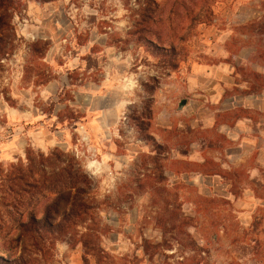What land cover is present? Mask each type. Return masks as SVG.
I'll return each instance as SVG.
<instances>
[{"label":"rangeland","instance_id":"374dc122","mask_svg":"<svg viewBox=\"0 0 264 264\" xmlns=\"http://www.w3.org/2000/svg\"><path fill=\"white\" fill-rule=\"evenodd\" d=\"M207 1L209 13L185 25L189 36L180 53L183 62L173 76L183 77L194 63L223 62L234 66V74L240 81L251 82L257 88L263 86L264 78L252 70L251 64L264 65V0ZM30 5L16 11L12 18L16 50L1 64L0 184L9 166L18 160L24 161L29 150L47 153L59 149L91 162L93 168L98 166L99 155L90 148L85 129L78 128V133L69 126L72 114L61 111L58 118L52 117L61 104H69L72 100L68 92L57 98V70L67 62L62 49L66 47L70 51L66 52L68 59L78 64V55L73 60L76 45L91 42L99 46L106 37L100 39L94 32L111 34V28L124 27L119 24L120 18L126 17L130 27L138 19V6L132 0L128 5L126 0H60L48 9L35 3ZM205 37L212 38L210 45L203 42ZM37 42H47L51 55L55 53L56 56L47 55V63L33 70L29 68V81H25L24 66L29 49ZM54 47L60 48L58 53L53 51ZM93 51L92 56L86 49L82 51L87 52L81 53L83 67L69 73V77L74 83L85 77L90 88L96 86L99 96L121 84L120 81H106L111 77L108 74H115L117 68L110 66L112 61L104 65L102 56L97 60L98 50ZM124 65L126 78L121 88L127 93V99L123 100L121 114L118 112L123 125H119L122 140L118 139L116 151L118 155L131 156L133 161L114 174L107 172L92 179L91 198L99 208L94 211V217L100 229L101 246L116 258V264H178L191 259L194 252L180 244L187 240L184 233L170 231L164 236L156 223L160 212L180 206L182 216L193 220L183 230L202 248V254L197 257L199 261L203 259L201 264H264V155L256 152L251 160L229 161L225 157L230 147L227 136L216 130L206 132L200 127L199 110L204 105L203 100L183 98V93L178 95L169 87L173 108L181 113L174 117L176 126L168 130L156 129L152 119L158 110L168 105V100L154 98L157 84L149 82L148 77L159 74L161 83L169 85L170 81L165 78L159 62L137 46H133ZM115 78L120 80L121 77ZM49 79L52 85L38 86ZM117 96L120 99V93ZM183 100L186 104L180 108ZM78 101L83 103L84 96ZM114 103L115 100L109 102L107 99L96 101L97 106L112 107ZM186 107L196 109L193 126L190 125L191 117L183 113ZM237 114L235 111L222 116L219 121L231 123ZM250 116L256 123L259 137L263 133L260 125L264 116L258 113ZM151 130L161 137L163 145H156ZM125 143L134 144L129 152L124 148ZM201 156L207 163L201 162ZM212 174H216V178ZM200 175L203 179L195 181ZM1 197L4 194L0 193ZM5 198L0 201L4 223L0 229V259L8 264L21 258L33 259L34 264H83L78 241L86 232L84 227L71 230L73 232L65 237L44 234L39 253L32 243L19 236L18 225L26 220L27 209L19 208L9 214V201ZM49 203V197L38 202L35 198L29 205L39 213ZM87 225H92L91 221ZM143 240L151 244L166 240L165 246L170 248L159 250L149 260L142 248ZM151 251L147 253L149 256ZM89 261L94 264L92 258Z\"/></svg>","mask_w":264,"mask_h":264},{"label":"trees","instance_id":"16d2710c","mask_svg":"<svg viewBox=\"0 0 264 264\" xmlns=\"http://www.w3.org/2000/svg\"><path fill=\"white\" fill-rule=\"evenodd\" d=\"M58 0H0V70L2 63L13 56L15 34L12 28V18L16 11L26 9L28 3L47 4ZM138 6V17L128 32V43H133L143 48L147 53L157 59L163 70L176 72L183 60L180 53L188 40L187 23L197 22L204 13H209L207 0H164L158 3L154 0H132ZM130 0H126V5ZM49 45L47 42H37L30 46L26 65L24 66V80L29 81V68L35 69L43 65ZM30 58V60H29ZM149 82H156V78H149ZM45 80L38 86H45ZM263 87V86H261ZM260 87H252L250 93H257ZM233 119L248 117V112L238 110ZM229 115V114H228ZM227 115V116H228ZM144 123V122H142ZM141 123V124H142ZM146 130V128H144ZM152 137V136H151ZM153 139V137H152ZM154 140V139H153ZM155 141V140H154ZM156 143V142H155ZM156 145H158L156 143ZM159 146V145H158ZM207 163V161L205 162ZM216 175V174H212ZM1 179L0 193L9 201L7 212L19 208L27 209L26 220L18 225L19 236L27 243H32L36 251L41 252L40 247L45 240L44 234L65 237L73 229L84 227L85 233L79 237V245L82 250L83 264H90L92 258L94 264H116L114 258L100 243V229L94 217V211H98L91 198L92 179L82 170L75 156L66 154L59 149L47 153L29 150L24 161L11 164ZM4 197L0 198L4 200ZM42 212L30 208L29 203L35 198L48 199ZM5 198V199H6ZM1 206V205H0ZM22 215V213H21ZM61 219L63 222H58ZM91 221L92 225H87ZM95 221V222H94ZM193 220L183 217L181 207L175 206L172 210H164L156 220L165 236L170 231L184 233L187 240L180 242L186 249L194 252L191 259L184 262L188 264H201L197 260L203 250L190 234L184 232V228L190 226ZM4 225L0 216V229ZM56 230V231H54ZM183 231V232H182ZM73 232V231H71ZM185 243V244H184ZM166 240L151 244L143 240L142 248L145 256L152 260L159 250L170 248L165 246ZM151 251L149 256L147 253ZM137 262V258H135ZM34 264L33 259L24 258L11 264ZM183 261L178 264H183ZM1 264H8L0 259ZM140 263V262H138ZM136 264V263H135Z\"/></svg>","mask_w":264,"mask_h":264},{"label":"crops","instance_id":"0c3cea01","mask_svg":"<svg viewBox=\"0 0 264 264\" xmlns=\"http://www.w3.org/2000/svg\"><path fill=\"white\" fill-rule=\"evenodd\" d=\"M59 1L60 0L39 5L42 9H48ZM154 1L161 3L164 0ZM30 4L31 3H29V7L31 6ZM120 19L119 24L124 25V27L111 28V34L94 32V35L97 37L99 36L100 39L103 36L106 37L103 42H100L99 46H94V43L91 44V42L76 45L74 48L75 57L73 60L78 58V55L80 58L78 64L76 60L71 61L68 59L66 52L69 53L70 51L67 50L66 47L63 48L62 56L67 62H64L63 65H59V69L57 70V73L59 74L58 81L55 82L58 84L56 90L58 93L57 98H59L61 93L68 92L72 95V100L69 104H61L60 106L62 107H58L57 111H53L54 115L52 117L56 116L58 118L62 113L61 111H69L73 116L69 119V126L71 129L74 131H77L80 127L85 129L84 132L86 133L88 140L90 139V148L99 155V158L96 159V165H98L96 168H93L91 162L89 163L78 159L82 170L91 179L102 177V174H106L107 172L114 174V172H117L120 167H126L130 165L131 161H133L131 156L127 157L124 154L118 155L116 151V144L119 140H122V136L119 132V129H121L119 128V125H123L120 120L121 115H118V112L121 114L120 109L123 105V100L127 99V93L124 92V88H121L126 78L124 75L126 65H124V63L129 59V52L133 50V46H137L133 43L127 42L128 32L130 30L128 19L126 17ZM49 22L50 20H48V23ZM202 33L203 32L201 31V34ZM202 40L207 45L212 43V38L210 37H205ZM139 48L141 49V47ZM58 49L60 48L54 47L53 51L56 50L58 53ZM85 49L88 51L89 56H92L95 52L93 50L97 49L99 52L97 60L100 61V57L102 56L104 65H107L108 61H112V65L110 66H114L118 71L116 70L115 74L112 75L108 74V76L111 77H107L106 81L109 83L120 81V86H116L114 89L98 96L96 86L94 85L93 88H90V86H88V80L84 79L85 77H80L78 83H74L70 80L69 73L80 71L83 67L81 53H87L82 52ZM50 50L49 47L46 56L51 55ZM147 54L151 59L157 61V59L149 53ZM52 55L54 57L56 56L55 53ZM47 61L48 59L45 58L46 63ZM71 64L75 65L77 68L72 67ZM251 67L253 71L262 75L264 78V65L260 63H252ZM179 70L180 66L178 71ZM178 71L171 72L169 70H163L165 78L170 81L169 85L160 82L161 75L159 76V74L148 77V81L149 78H156L155 84H157V87L154 88V98H163L165 101L168 100V105L162 107L161 111L158 110L152 119V125L154 123L153 126L156 127V129L162 128L163 130H168L177 125L174 117H177L181 112H176L173 108V97L171 98L169 94V89L172 88L177 91L178 95L183 93L185 95L183 98L189 96L192 99L199 97L203 100L202 104L204 105L199 110L201 115L200 127L206 132L216 130L217 133L227 136L226 139L230 142V147L227 149L225 157L228 158L229 161L231 160L232 162L242 163L251 160L256 152H258L259 156L264 155V121L260 125L262 126L263 133L258 137L256 123L252 121L253 119L250 116L253 113L262 114L264 116V85L263 87H260L261 89L259 92L250 93V89L254 87V85L251 82L240 81L238 75L234 74V66H230L223 62L212 65L203 62L194 63L190 66L189 71L187 70L185 75L180 78L178 76H173L177 74ZM179 74L182 75V72ZM119 75L121 77L120 80L115 78ZM173 79H176L175 82H173ZM52 84L53 81L49 79L45 86L48 87ZM168 87L169 89H167ZM119 93L120 99H118L117 96ZM80 96H84L83 103L78 101ZM98 99H107L109 102L115 100V103L112 107L107 105L97 106L96 101ZM240 109L247 111L249 116L236 120L232 119L231 123L219 121L222 116L230 115V113L232 114ZM184 111V115L191 117L190 125L193 126L194 118L192 117L196 109L186 107ZM196 113L199 112L197 111ZM151 136L158 145H163L162 139L157 133H153L152 131ZM133 145L134 144L131 146L125 143L124 148L128 149L126 151L129 152ZM201 162L205 163L206 158L201 156ZM213 176V178H216V175ZM202 179L203 176L200 175L195 181Z\"/></svg>","mask_w":264,"mask_h":264},{"label":"water","instance_id":"95a60500","mask_svg":"<svg viewBox=\"0 0 264 264\" xmlns=\"http://www.w3.org/2000/svg\"><path fill=\"white\" fill-rule=\"evenodd\" d=\"M185 104H186V101L185 100L181 101L180 108L183 107Z\"/></svg>","mask_w":264,"mask_h":264}]
</instances>
